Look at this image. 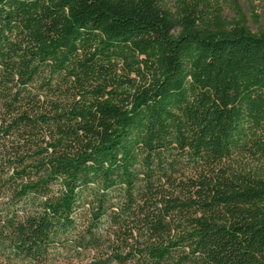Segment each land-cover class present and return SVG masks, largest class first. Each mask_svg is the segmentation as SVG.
I'll use <instances>...</instances> for the list:
<instances>
[{
  "label": "trees",
  "instance_id": "obj_1",
  "mask_svg": "<svg viewBox=\"0 0 264 264\" xmlns=\"http://www.w3.org/2000/svg\"><path fill=\"white\" fill-rule=\"evenodd\" d=\"M0 264H264L237 0H0Z\"/></svg>",
  "mask_w": 264,
  "mask_h": 264
},
{
  "label": "rangeland",
  "instance_id": "obj_2",
  "mask_svg": "<svg viewBox=\"0 0 264 264\" xmlns=\"http://www.w3.org/2000/svg\"><path fill=\"white\" fill-rule=\"evenodd\" d=\"M245 25L253 34L264 33V0H237ZM255 15L257 18H254ZM223 16L227 21L233 18V13L228 6L223 8Z\"/></svg>",
  "mask_w": 264,
  "mask_h": 264
}]
</instances>
